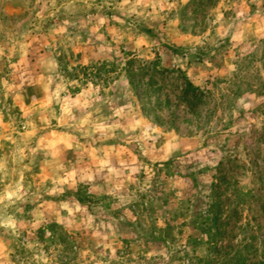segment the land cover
Listing matches in <instances>:
<instances>
[{"label":"rangeland","instance_id":"rangeland-1","mask_svg":"<svg viewBox=\"0 0 264 264\" xmlns=\"http://www.w3.org/2000/svg\"><path fill=\"white\" fill-rule=\"evenodd\" d=\"M0 110V264L264 263V0H0Z\"/></svg>","mask_w":264,"mask_h":264},{"label":"trees","instance_id":"trees-1","mask_svg":"<svg viewBox=\"0 0 264 264\" xmlns=\"http://www.w3.org/2000/svg\"><path fill=\"white\" fill-rule=\"evenodd\" d=\"M76 69L77 68H74V69H72V71L75 72ZM78 69L83 70V71L86 70V68H84V67H78ZM186 85H187V88H186V91H185L186 94H188L189 90L195 91V89L192 88V86L189 83H187ZM214 207L215 206H212L211 209L213 210ZM216 209H218L217 211H218V214H219L220 210H221V206L216 207ZM216 223H217V219H216V217L214 215L211 216L210 218H208L207 221H206V226H205L204 232L206 233L207 238H208V242H210V243L215 241L216 236L219 235L218 230L215 228ZM52 229H53V227L50 228V230H49L50 234H54V231ZM262 264H264V263H262Z\"/></svg>","mask_w":264,"mask_h":264},{"label":"crops","instance_id":"crops-1","mask_svg":"<svg viewBox=\"0 0 264 264\" xmlns=\"http://www.w3.org/2000/svg\"><path fill=\"white\" fill-rule=\"evenodd\" d=\"M18 106V105H17ZM20 107V106H18ZM7 129V125L4 121V117L1 113V110H0V140L3 139L5 137V130Z\"/></svg>","mask_w":264,"mask_h":264}]
</instances>
